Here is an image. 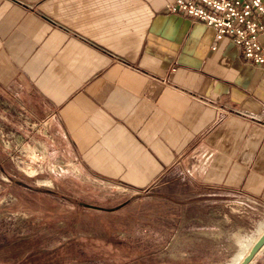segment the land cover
I'll return each mask as SVG.
<instances>
[{
  "label": "crops",
  "instance_id": "crops-1",
  "mask_svg": "<svg viewBox=\"0 0 264 264\" xmlns=\"http://www.w3.org/2000/svg\"><path fill=\"white\" fill-rule=\"evenodd\" d=\"M170 1L0 0V89L47 120L73 167L137 191L177 184L254 241L264 65ZM248 264H264V245Z\"/></svg>",
  "mask_w": 264,
  "mask_h": 264
},
{
  "label": "rangeland",
  "instance_id": "rangeland-1",
  "mask_svg": "<svg viewBox=\"0 0 264 264\" xmlns=\"http://www.w3.org/2000/svg\"><path fill=\"white\" fill-rule=\"evenodd\" d=\"M47 127L0 89V264H238L256 240L177 184L137 191L73 167Z\"/></svg>",
  "mask_w": 264,
  "mask_h": 264
},
{
  "label": "built area",
  "instance_id": "built-area-1",
  "mask_svg": "<svg viewBox=\"0 0 264 264\" xmlns=\"http://www.w3.org/2000/svg\"><path fill=\"white\" fill-rule=\"evenodd\" d=\"M170 13L183 11L228 37L251 63L264 65V0H171Z\"/></svg>",
  "mask_w": 264,
  "mask_h": 264
},
{
  "label": "water",
  "instance_id": "water-1",
  "mask_svg": "<svg viewBox=\"0 0 264 264\" xmlns=\"http://www.w3.org/2000/svg\"><path fill=\"white\" fill-rule=\"evenodd\" d=\"M263 245H264V230L256 238V240L253 242V244L248 249V252L246 253V255H244V257L239 261L238 264H248Z\"/></svg>",
  "mask_w": 264,
  "mask_h": 264
},
{
  "label": "bare ground",
  "instance_id": "bare-ground-1",
  "mask_svg": "<svg viewBox=\"0 0 264 264\" xmlns=\"http://www.w3.org/2000/svg\"><path fill=\"white\" fill-rule=\"evenodd\" d=\"M262 233V232H261ZM246 255V254H245Z\"/></svg>",
  "mask_w": 264,
  "mask_h": 264
}]
</instances>
